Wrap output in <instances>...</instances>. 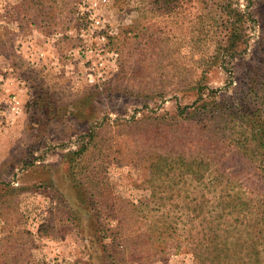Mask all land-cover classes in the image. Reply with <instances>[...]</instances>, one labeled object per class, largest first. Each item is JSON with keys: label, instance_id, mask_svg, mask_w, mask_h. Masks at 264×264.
Masks as SVG:
<instances>
[{"label": "rangeland", "instance_id": "1", "mask_svg": "<svg viewBox=\"0 0 264 264\" xmlns=\"http://www.w3.org/2000/svg\"><path fill=\"white\" fill-rule=\"evenodd\" d=\"M199 90L264 116V0H0V264H200L174 161L263 178Z\"/></svg>", "mask_w": 264, "mask_h": 264}, {"label": "trees", "instance_id": "2", "mask_svg": "<svg viewBox=\"0 0 264 264\" xmlns=\"http://www.w3.org/2000/svg\"><path fill=\"white\" fill-rule=\"evenodd\" d=\"M233 19L225 25L226 38L218 50L224 57H232L246 44L241 13L229 11ZM212 93V91H211ZM190 114L210 115L222 118L224 125H231L229 139L241 158L249 162L263 184L253 188L233 178L222 180L220 164L214 159L179 158L178 181H196L199 195L187 199L184 206L188 212L187 222L192 224V256L200 264H264V116L256 111L243 109L245 96L237 101L235 109L228 107V114H220L219 104L203 100L201 91ZM239 112L238 117L236 114ZM227 117H230L228 120ZM213 162V163H212ZM211 163V165H210ZM167 166L166 158L160 159L153 168ZM227 172V171H226ZM215 173V174H214ZM154 174L157 171L154 170ZM255 184V182H254ZM211 193L212 197H207Z\"/></svg>", "mask_w": 264, "mask_h": 264}]
</instances>
